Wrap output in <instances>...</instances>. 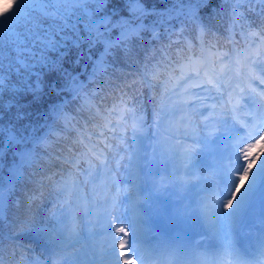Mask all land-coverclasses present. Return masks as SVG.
<instances>
[{"label":"clouds","instance_id":"9594fccd","mask_svg":"<svg viewBox=\"0 0 264 264\" xmlns=\"http://www.w3.org/2000/svg\"><path fill=\"white\" fill-rule=\"evenodd\" d=\"M84 7L0 0V21L23 10L16 37L0 34V48L9 57L31 53ZM203 9L167 6L135 33L147 39L143 49L117 39V72L91 81L76 138L67 151L56 148L59 166L45 186L11 194L0 264H264V6L219 0ZM141 15L144 24L152 13ZM113 29L127 30L120 19L105 25ZM90 71L79 70L82 82ZM180 177L196 178V202L175 225L143 226L137 199L146 203V188ZM242 201L250 222L228 226ZM41 220L50 235L35 232Z\"/></svg>","mask_w":264,"mask_h":264},{"label":"trees","instance_id":"16d2710c","mask_svg":"<svg viewBox=\"0 0 264 264\" xmlns=\"http://www.w3.org/2000/svg\"><path fill=\"white\" fill-rule=\"evenodd\" d=\"M68 2L82 3L86 7L77 9L67 16L68 24L62 27L61 34L52 33L55 36L54 41L44 45L38 44L31 53H25L23 56H15V54L12 57L6 56L0 48V197L1 192L10 191L8 193L10 198L13 191L21 185L31 187L33 190L45 186L48 174L54 167L59 166L55 157L61 155V152L56 151V148L67 151L65 145L76 138L77 128L81 127L79 124L81 114L90 107V100L93 97L88 89L91 81L117 72L120 56L116 54V59L113 60L110 55L114 53V48L118 47L115 44L117 39L135 40V47L143 49L148 41L137 38L135 33L146 32L144 25L153 27L149 24V20L162 15L167 6L175 7L191 2L204 8L208 0H139L152 13L148 20H144V24L140 22L144 19L141 15L142 11L132 8L137 0H68ZM131 2L132 5L129 7ZM96 5L105 7L98 10ZM260 6L264 5L260 4ZM22 15L21 10L13 18L2 21L7 23L0 24V34L7 33L16 37L17 24ZM105 17H109L108 27L120 19L127 30L113 29L109 35L101 21ZM156 22L158 23V20ZM20 35L23 36V33L21 32ZM73 42H78L84 49L87 47L89 50H81L78 55L73 54L68 61L66 59L69 66L60 73L59 67L55 66L56 61L61 59L62 52L67 50ZM90 62H97V65L88 76V81L82 82V78L78 75L79 70L87 68ZM71 78H73L72 81ZM63 91L64 97L61 99ZM52 101L59 102L52 103ZM46 108L51 109L54 116L53 122L61 125L57 130L45 134L42 131L44 129H41V142L47 138L49 142H44L45 148L34 150L38 151L36 162L32 163L28 155L19 159L16 156V149L21 147V143L15 138L6 141L9 135L6 127L12 123L15 127L21 128L26 119L38 116ZM61 109L62 112L69 111L62 118L60 117ZM37 130L35 129L33 136L38 135ZM18 134L22 138H27L29 135L25 130L18 131ZM36 136L31 142V148L39 144V135ZM29 153L33 154L32 151ZM17 194L21 193L17 192ZM6 205L4 213L0 209V223L4 221L6 214L10 213L9 201ZM40 225L51 227L44 220H41L36 227Z\"/></svg>","mask_w":264,"mask_h":264},{"label":"rangeland","instance_id":"374dc122","mask_svg":"<svg viewBox=\"0 0 264 264\" xmlns=\"http://www.w3.org/2000/svg\"><path fill=\"white\" fill-rule=\"evenodd\" d=\"M47 3H51L52 0H46ZM130 2V1H129ZM132 5V2L129 4V7H131ZM23 11V10H22ZM139 15V14H138ZM137 15V16H138ZM137 16L135 17V19L137 18ZM106 18V22L103 23V20ZM103 18L101 21L103 23V25L105 26L106 24L108 25V22H109V17H105ZM11 21V20H10ZM4 23H7V22H2L0 21V24H4ZM107 32V31H106ZM76 43L73 42V44L65 51L62 52V55H61V59H58L56 61V64L55 66L56 67H59L60 69V73H62L64 70H66L68 68L69 65H67V61L72 58L73 54L75 55H78L80 53V51L82 50H85V49H88L87 47H84L80 44H78L77 46H75ZM89 50V49H88ZM92 54V53H91ZM92 55H90L91 57ZM67 59V61H66ZM97 65V62H90L89 63V66L87 68H90L91 71L86 73L87 76H90L91 75V72L92 70L95 68V66ZM73 80V78H71V81ZM64 91L61 92V99L64 97ZM61 111V114H60V117L62 118L65 115L68 114V110L65 111L63 110L62 112V109L60 110ZM59 111V112H60ZM58 112V113H59ZM57 113V114H58ZM35 115V114H34ZM57 116V115H56ZM54 116H53V113L51 112V109L50 108H46L44 109V111L42 113H39L38 116H34L31 117L30 119H26L25 120V123L23 126H21V128H17L15 127L12 123H10L7 127H6V130H8V133L9 135L6 137V141H9L10 139H13L15 138L16 141L20 142L21 143V147L17 148L16 149V156L20 159L21 157L25 156V155H28L29 152L33 151V149L35 150H38L40 149V145H41V129H44L42 130L43 133H49L51 131H55L57 130V128L61 125V124H58L57 122L54 123ZM44 127V128H43ZM35 129H38L37 130V133L39 135V144L38 145H35L31 148V142L34 140L35 136H33V133L35 131ZM61 129V128H60ZM58 129V130H60ZM21 130H25L27 133H29L28 137L27 138H22L19 134H18V131H21ZM22 134V133H21ZM38 135L36 137H38ZM45 143H48L49 140L47 138V140L43 141ZM9 192H1V197H0V209L2 210V213H4V209L5 207L7 206L6 203L9 201ZM139 200V198L137 199V201ZM136 201V203H137ZM137 206L138 205H135L133 206V214L134 216L138 219V215H137ZM185 208V207H184ZM137 211V212H136ZM237 212L235 211L234 213L230 214V219H229V223H228V226H233L235 224L234 222V219L233 216L236 215ZM53 229H49V227L47 226H43V225H40L38 227L35 228V232L37 233V235L39 236H45V235H50L51 231Z\"/></svg>","mask_w":264,"mask_h":264},{"label":"snow or ice","instance_id":"6c2138e0","mask_svg":"<svg viewBox=\"0 0 264 264\" xmlns=\"http://www.w3.org/2000/svg\"><path fill=\"white\" fill-rule=\"evenodd\" d=\"M258 4L264 5V0H257ZM219 6V0H208V3L204 6V11L211 12L213 7H218ZM132 8L137 10V11H143L147 12V7L145 4L140 3L139 0H137L136 4L132 5ZM126 15V13H125ZM193 65H185L182 69V71H189Z\"/></svg>","mask_w":264,"mask_h":264},{"label":"water","instance_id":"95a60500","mask_svg":"<svg viewBox=\"0 0 264 264\" xmlns=\"http://www.w3.org/2000/svg\"><path fill=\"white\" fill-rule=\"evenodd\" d=\"M106 22V18L103 20V23H105ZM76 45H77V43H76Z\"/></svg>","mask_w":264,"mask_h":264}]
</instances>
